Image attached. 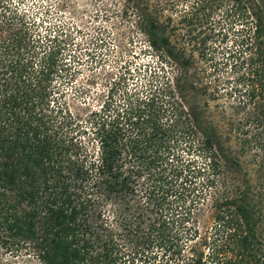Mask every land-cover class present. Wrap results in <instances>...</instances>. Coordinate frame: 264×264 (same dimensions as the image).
Returning a JSON list of instances; mask_svg holds the SVG:
<instances>
[{
    "label": "trees",
    "instance_id": "16d2710c",
    "mask_svg": "<svg viewBox=\"0 0 264 264\" xmlns=\"http://www.w3.org/2000/svg\"><path fill=\"white\" fill-rule=\"evenodd\" d=\"M123 1L159 65L130 87L126 67L100 107L77 118L65 95L74 76L66 35L39 30L27 9L0 0V264L6 254L31 264H264L259 202L227 181L217 128L193 117L181 95L196 88L190 47L229 28L246 30L244 73L264 88L259 6ZM169 1L185 2L177 23L161 10ZM203 204L212 237L195 218ZM224 246L230 256L220 261Z\"/></svg>",
    "mask_w": 264,
    "mask_h": 264
},
{
    "label": "rangeland",
    "instance_id": "374dc122",
    "mask_svg": "<svg viewBox=\"0 0 264 264\" xmlns=\"http://www.w3.org/2000/svg\"><path fill=\"white\" fill-rule=\"evenodd\" d=\"M13 1L27 9L30 18H36V22L40 23L39 30L61 29L62 37L66 35L64 52L74 76L67 85L65 95L69 108L77 118H83L90 110L100 107L107 89L113 81H117L126 67L132 77L124 84L130 87L145 83L150 71L159 65L157 55L149 48L136 25L135 13H122L123 0ZM245 1L254 8L258 5L260 11L255 9L264 20V0ZM172 3L169 1L161 10L165 15L172 13L177 23L185 2ZM227 26L224 25V28L230 27ZM232 27L240 29L241 26L232 24ZM228 31V34H210L200 49L190 47V71L196 88L187 93L183 91L181 95L183 101L186 99L188 111L191 110L193 117L201 116V120L217 128L216 148L227 181L233 179L237 191L245 190L252 201L259 202L262 213L260 227L264 233L263 82L261 77L248 78L244 73L248 50L242 48L240 34H245L246 30L238 35L233 34L230 28ZM232 50L235 51L233 58L228 56ZM167 66V77L173 76L170 64ZM138 68L140 73H136ZM256 83H259L258 88ZM205 193L209 195V190ZM212 215L211 208L205 204L195 211L202 237H212L210 235L214 233ZM214 237L220 246L224 245L223 233ZM225 251L226 247L219 256L220 261L229 258L230 254ZM5 258L7 264H31L24 257L13 258L6 254Z\"/></svg>",
    "mask_w": 264,
    "mask_h": 264
}]
</instances>
